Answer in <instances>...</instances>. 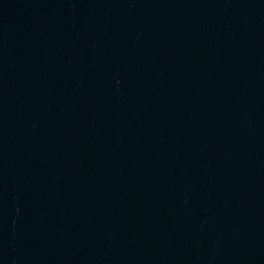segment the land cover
<instances>
[{
    "label": "water",
    "instance_id": "95a60500",
    "mask_svg": "<svg viewBox=\"0 0 264 264\" xmlns=\"http://www.w3.org/2000/svg\"><path fill=\"white\" fill-rule=\"evenodd\" d=\"M0 264H264V0H0Z\"/></svg>",
    "mask_w": 264,
    "mask_h": 264
}]
</instances>
